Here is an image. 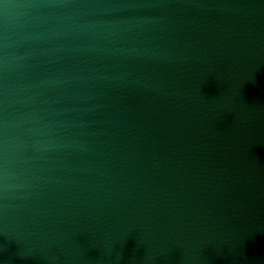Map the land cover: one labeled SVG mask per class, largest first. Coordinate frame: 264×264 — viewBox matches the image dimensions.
Returning a JSON list of instances; mask_svg holds the SVG:
<instances>
[{
	"label": "water",
	"instance_id": "95a60500",
	"mask_svg": "<svg viewBox=\"0 0 264 264\" xmlns=\"http://www.w3.org/2000/svg\"><path fill=\"white\" fill-rule=\"evenodd\" d=\"M0 264H264V0H0Z\"/></svg>",
	"mask_w": 264,
	"mask_h": 264
}]
</instances>
